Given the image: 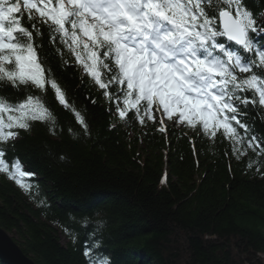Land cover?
Here are the masks:
<instances>
[{"label": "trees", "instance_id": "obj_1", "mask_svg": "<svg viewBox=\"0 0 264 264\" xmlns=\"http://www.w3.org/2000/svg\"><path fill=\"white\" fill-rule=\"evenodd\" d=\"M249 7L264 12V0H249ZM27 20L25 14L31 29ZM43 31L37 52L46 80L57 82L69 106L47 83L43 91L0 85L7 102L30 94L55 118L29 120L28 130L13 129L15 140L0 144L10 171L15 165L33 174L25 191L0 172V226L23 252L36 264H88L87 243L96 264H264V107L236 102L248 138L262 139L261 149L245 139L239 159V145L222 131L213 138L199 124L168 120L160 132L155 112L143 125L134 114L121 120L105 90Z\"/></svg>", "mask_w": 264, "mask_h": 264}, {"label": "snow or ice", "instance_id": "obj_2", "mask_svg": "<svg viewBox=\"0 0 264 264\" xmlns=\"http://www.w3.org/2000/svg\"><path fill=\"white\" fill-rule=\"evenodd\" d=\"M25 14L31 29L22 23ZM43 29L105 90L121 120L134 114L143 125L161 113L177 124H199L213 138L222 131L239 145L233 148L237 159L246 154L245 139L248 148L261 149L262 139L248 138L250 126L239 119L236 103L264 107V75L253 71L264 72V12H254L249 0H0V85L19 92L50 84L67 108L61 87L46 80L37 52ZM105 73L112 74L107 82ZM112 84L119 88L110 94ZM54 119L38 97L27 94L16 103L0 97V144L15 140L13 129L28 130L29 120ZM75 120L87 132L79 111ZM160 125L164 132L163 119ZM5 152L0 148V172L27 191L19 177L33 174L15 165L10 171ZM84 256L96 264L87 243Z\"/></svg>", "mask_w": 264, "mask_h": 264}, {"label": "water", "instance_id": "obj_3", "mask_svg": "<svg viewBox=\"0 0 264 264\" xmlns=\"http://www.w3.org/2000/svg\"><path fill=\"white\" fill-rule=\"evenodd\" d=\"M0 260L5 264H36L0 226Z\"/></svg>", "mask_w": 264, "mask_h": 264}, {"label": "rangeland", "instance_id": "obj_4", "mask_svg": "<svg viewBox=\"0 0 264 264\" xmlns=\"http://www.w3.org/2000/svg\"><path fill=\"white\" fill-rule=\"evenodd\" d=\"M162 119V118H161ZM16 169H18V170H20V171H24L23 170V168L21 167V166H18V167H16ZM25 172V171H24ZM25 173H27V172H25ZM17 176H18V171H17V174H16ZM26 177L27 176H24V177H19V178H21L22 180H23V182L26 184V185H28V187H29V184H28V182H27V180H26ZM12 181H13V183L17 186V187H19L21 190H24V189H22L19 185H17L16 183H15V180L14 179H11ZM61 236V239H62V242L63 243H66V238L61 234L60 235Z\"/></svg>", "mask_w": 264, "mask_h": 264}]
</instances>
